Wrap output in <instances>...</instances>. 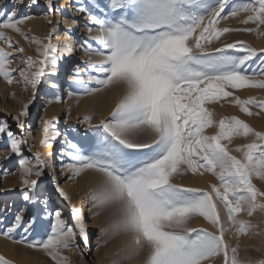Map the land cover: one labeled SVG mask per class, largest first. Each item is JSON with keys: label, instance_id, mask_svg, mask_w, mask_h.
<instances>
[{"label": "snow or ice", "instance_id": "snow-or-ice-1", "mask_svg": "<svg viewBox=\"0 0 264 264\" xmlns=\"http://www.w3.org/2000/svg\"><path fill=\"white\" fill-rule=\"evenodd\" d=\"M44 2L49 15L61 11L55 0ZM71 7V24L79 23L77 16L84 21L80 47L87 59L68 76V97L79 103L84 96L106 91L120 94L108 118L92 124L94 112L83 117L88 128L80 140L62 133L58 118H41L40 143L48 147L63 136L61 174L68 173L73 182L88 172L96 177L86 202L89 212L96 210L93 217L107 213L98 239L106 244L117 236L128 238L112 264L137 258L141 264H215L217 259L221 264H264V258H241L239 243L241 236H264V189L254 183H264V131L236 116L217 120L208 107L227 100L249 116L264 112V97L236 95L239 89H264V47L221 41L229 33L264 36V0H74ZM29 19L15 8L0 9V77L9 85L32 89L31 99L12 117L19 133L0 121V142L6 139L17 157L23 201L40 203L38 182L53 163L41 152L24 154V148L31 152L32 147V128L25 118L42 83L60 89L53 77L59 75L62 60L75 52V29L67 27L68 39L54 43L57 23L48 19V34L29 38L20 27ZM230 19L240 26H219ZM7 30L36 46L35 56L19 58L23 67H12V53L24 49L14 47ZM16 72L20 80H15ZM208 128L217 131L208 135ZM234 137L251 140L230 148ZM206 173L218 183L202 188L176 182ZM48 174L55 176L54 171ZM56 190L69 205L67 217L60 209L47 210L45 198L41 218L50 223L39 235L34 236L36 216L26 218L21 208L10 221L7 210L0 213V236L42 251L52 264H71L65 251L79 252L81 244L89 248L91 234L84 209L72 203L58 181ZM255 216L259 219L253 222ZM196 218L214 231L192 227ZM232 236L235 246L229 243ZM0 264L12 262L0 256Z\"/></svg>", "mask_w": 264, "mask_h": 264}, {"label": "rangeland", "instance_id": "rangeland-1", "mask_svg": "<svg viewBox=\"0 0 264 264\" xmlns=\"http://www.w3.org/2000/svg\"><path fill=\"white\" fill-rule=\"evenodd\" d=\"M56 4L61 8V11L56 13L54 16L48 14L47 6L44 0H38V3L33 4L32 0H0V9L12 10L15 8L20 15L31 16L32 19L25 21L20 25L23 32L27 33L29 38L36 36L39 38L45 37L50 31V26L47 23L48 19H54L57 23V33L54 34V43L63 44L68 37L65 35V29L69 26L74 27V32L72 35L73 43L77 46L78 55L71 57L66 56L61 64L59 75L53 77L56 82L60 85V89L53 90L49 87L48 82L42 83L37 91L36 97L31 105H29L30 116L25 118L31 124V152L27 148H24V154L31 157L35 152H41L45 159L52 161L56 164L58 161V156L60 149L62 147V142L64 137L61 136L58 143V147L54 150L50 147L54 144H50L48 147H43L41 145V140L43 139L42 131L40 130V119H52L53 117L58 118V127L62 133H67L69 138L74 140H80L83 138L87 132L88 126L82 122L85 115L90 112H94L95 115L92 119V124H98L101 119H106L109 117L110 110L115 106L114 102L111 108L106 111L100 110L102 107H107L105 104H100L89 111L88 103L93 104L95 100L103 96L105 98L104 92L101 95L94 96H84L77 103L76 98L68 97V85L67 78L71 74L73 67L76 64H80L82 60H86L87 57L83 55L80 44L85 39L83 35V18L82 16H77L78 24H71L72 5L74 0H55ZM243 17H241L242 19ZM220 27L231 26L239 27V21L237 19H230L227 22H221ZM6 34L11 37L13 45L15 48H23V53L14 51L12 53L14 58V63L12 67L20 65V57L27 58L28 56H35V45L30 43V40H25L23 36L7 30ZM264 39V36L257 37L255 34L250 33H229L221 37V41L225 43H233L235 41H245L249 45L255 48H261L256 45V42ZM0 46H4L3 42H0ZM219 46V45H217ZM81 67L83 65L81 64ZM15 80H20L21 76L19 72L13 73ZM264 78V77H261ZM119 91V90H116ZM15 94V98L13 95ZM120 94V93H119ZM118 94V98H119ZM236 95H239L242 99L248 97H264V89L258 88H245L236 90ZM60 97V102L55 101V97ZM97 96V97H96ZM32 97L31 86L25 90L18 84L9 85L2 77H0V121H7L12 128L13 132L19 133L20 129L17 127L16 122L12 117L20 112L23 108V104L27 103ZM118 100V99H117ZM231 100V98H228ZM209 108L213 109L216 113V119L223 116H236L257 131H264V112H261L259 116L247 115L240 111L238 106L229 103L227 100H222L218 103H213L208 105ZM248 107L252 108L251 105ZM69 109L70 114H69ZM86 109V110H85ZM83 110V111H82ZM253 111H258V109L252 108ZM89 111V112H88ZM88 112V113H87ZM206 134L212 135L217 131L216 128H208L205 130ZM251 137H234L232 143L229 145L230 148H234L237 145L250 142ZM51 153V155H49ZM7 157V159H6ZM61 165V162L58 166ZM52 170V169H51ZM51 170H45V175L42 176L38 182V187L36 189V196L41 201L36 203H26L23 201L21 196L22 182L20 178V168L18 164L17 157L10 153L8 142L5 139L0 142V171L7 172V175H0V213H4L7 210V219L10 221L13 218V213L18 209L26 210V218L33 215L36 216L35 225V235H39L41 231L46 228L50 221L42 219L43 210L45 205L43 200L47 199V210L51 211L54 209H59L60 206L66 205L69 207L68 203L61 198L56 190V181L59 182V186L64 189L67 185H73L80 189L78 193L79 201H72L77 207L83 205L85 214V222L87 228L91 234L90 247L84 248L81 244L79 252L75 249L72 251H65V255L71 260V264H112L113 260L117 259L116 253L118 250L125 245L127 242V237L117 236L109 240L106 244L102 243L98 239V230L107 219V213L100 216L93 217L92 212L88 211L89 204L86 202V194L88 189L84 187V182L90 176V172L84 173L75 182L68 180V173L61 174V168L56 170L55 176L48 174ZM29 179H36L35 176L29 177ZM177 183L184 184L186 186L192 187H202L207 188L210 183H218L216 179L210 174H205L204 176H188L183 178H178ZM254 183L258 187L264 189V183L259 180H254ZM67 193L68 191L64 189ZM67 217L68 215H64ZM244 219H249L247 216ZM253 222H256L259 217L255 216ZM192 227H204L208 228L210 231L214 229L202 218H196L191 222ZM229 243L233 246L237 244V239L232 236L229 239ZM241 245L240 257L250 256L256 259L264 258V236H241L239 239ZM100 244L101 246L97 247ZM260 249L257 251V249ZM83 253L81 255L80 253ZM0 256H4L7 260L11 261L12 264H52L49 257L46 256L42 251L29 249L23 245L14 244L11 240L0 236ZM28 257L29 259H26ZM128 264H141V258L129 261ZM215 264H221L219 259L216 260Z\"/></svg>", "mask_w": 264, "mask_h": 264}, {"label": "bare ground", "instance_id": "bare-ground-1", "mask_svg": "<svg viewBox=\"0 0 264 264\" xmlns=\"http://www.w3.org/2000/svg\"><path fill=\"white\" fill-rule=\"evenodd\" d=\"M72 42H73V38H72ZM73 45L75 47V52L71 55V57H74V56L78 55L77 46H75L74 43H73ZM256 45L259 46V47H264V39H261V40L257 41L256 42ZM118 94H119V91H116V90L108 91L107 93H105V95H106L105 98L103 96H101L100 98H98L97 100H95L93 104L88 103L89 111H91L94 107L99 106L100 104H105L106 106L108 105L107 107H102V109L100 108V110H102V111L105 110L106 111L108 108H111L113 106V104H114L115 101H117ZM58 142L59 141H56L50 147V149H52V150L56 149L58 147V145L60 144ZM60 162H61V158H60V156H58V161L56 162V164H53V169L51 170V171H54L55 174H57L56 173V170H58V169L61 168L60 166H58ZM95 180H96V177L94 176V174H90V176L88 175V178L84 182V187L86 189H88L87 192H89V190L94 186ZM64 189H66L68 191L67 193L71 197V200L72 201H76L77 200V201L80 202V198H78V193L80 192V189L78 187H75L73 185H71V187H70V185H67V186L64 187ZM79 207H81V208L84 209L83 205H80L79 204ZM59 209L62 210L63 215H69V207L68 206L63 205V206H60ZM84 213L86 214L85 211H84ZM26 259H29V258L26 257Z\"/></svg>", "mask_w": 264, "mask_h": 264}]
</instances>
